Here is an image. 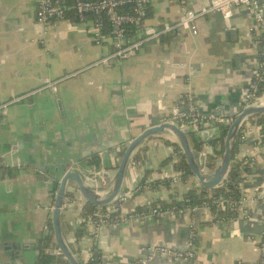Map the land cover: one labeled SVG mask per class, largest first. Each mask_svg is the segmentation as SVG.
Masks as SVG:
<instances>
[{
	"label": "crops",
	"instance_id": "0c3cea01",
	"mask_svg": "<svg viewBox=\"0 0 264 264\" xmlns=\"http://www.w3.org/2000/svg\"><path fill=\"white\" fill-rule=\"evenodd\" d=\"M210 1L152 0L147 23L163 26ZM36 8V0H0V103L64 78L57 91L47 88L12 104L0 125V241L28 246L25 264H38L37 243L49 230L57 190V179L39 178L31 164H50L53 169L69 164L85 177L97 173L103 153L115 164L132 139L159 124L177 98L189 91L206 112L237 114L256 68L259 46L254 39L263 34H250L251 20L239 7L229 23L214 12L197 21V35L178 30L146 42L128 59L88 68L112 52L111 42L96 44L91 22H80L73 9L44 32L36 24ZM260 116L234 159L249 165L239 181L252 197L249 219L240 215L220 221L203 206L187 215L166 212L139 220L114 215L94 234L85 201L63 209L62 217L66 241L81 264L88 261L93 246L102 264H136L148 246L158 244L193 250V264H256L264 232ZM177 146L169 131L139 146L134 153L139 160L133 155L124 179L123 217L133 210L171 206L195 188L199 180L194 174L175 185L168 180L182 156H174ZM94 154L101 157L99 167L90 163ZM139 185L146 188L135 191ZM55 255L48 264H69ZM1 256L0 264H10ZM149 264L180 263L156 257Z\"/></svg>",
	"mask_w": 264,
	"mask_h": 264
},
{
	"label": "built area",
	"instance_id": "2783aa9c",
	"mask_svg": "<svg viewBox=\"0 0 264 264\" xmlns=\"http://www.w3.org/2000/svg\"><path fill=\"white\" fill-rule=\"evenodd\" d=\"M152 0H36V24L48 32L49 26L56 19L66 16L69 9H73L77 19L82 23L92 24V38L94 42L101 45L107 41L112 44V52L100 58L91 67L97 64H108L113 60H125L134 56L141 47L148 41L160 39L164 36L174 34L178 30H189L192 34H198L197 21L204 18L208 14L218 12L226 22H230L236 8L242 7L245 9L247 17L251 20L249 32L253 36L257 30L264 33V0H211L209 4L202 6L198 10L189 9L181 15L177 20L167 23L160 27H152L147 23L148 9ZM135 35V36H134ZM255 38V37H254ZM254 42L259 46L258 58L251 86L245 92L243 98L239 102L240 111L235 114H229L224 111H204L192 91L181 94L173 104L169 112H167L160 120L163 122H172L186 132H194L202 141L198 151L199 165L204 174H210L214 171L208 167L211 156H216L215 148L211 142H206L202 139L200 133L203 129L209 127L229 126L234 122L238 114L245 108L250 106L264 105V92L260 91V83L264 82V45L261 44L259 38H255ZM64 78L48 80L36 90L20 96L12 98L0 103V125L3 123L8 108L28 96L47 89L52 88L54 91L58 89V83ZM256 115L247 117L242 122L238 133L239 143H244L249 139L251 132L256 125ZM159 123V124H160ZM261 147L264 149V132L260 136ZM182 149L175 151L174 156L182 155ZM117 158L121 157V152ZM221 156H217L215 160L216 166L219 164ZM243 168H248L247 161L242 162ZM216 168V167H215ZM97 172V174H99ZM185 176V171L178 169L168 180L175 185L180 183ZM200 181L195 188H202ZM146 188L145 185H139L135 191ZM241 188V196L235 202L221 195L214 200L217 208L224 211L237 213L245 219L250 218V210L248 202L252 201V197L244 192ZM127 199V195L123 194L119 199L111 202L106 206H98L93 213L86 214L88 221L91 222L93 233L107 224H110L114 215L124 220H139L148 215H158L166 212L191 214L199 208L186 204L184 206H167L156 205L150 207L147 211L133 210L131 213L122 216V202ZM86 199L80 194L78 189L73 184H68L67 193L63 209L70 208L73 205L84 203ZM209 207V206H204ZM86 212V210H85ZM218 216V213H215ZM230 218V217H229ZM236 218V217H231ZM220 221L226 217L219 215ZM260 256L256 264H264V232L263 237L259 241ZM62 255L60 249L52 246L49 252ZM142 258L138 259L136 264H149L154 258L162 257L172 259L177 263H187L195 256V252L191 249H179L167 244H158L148 246ZM85 264H102L101 254L96 246L91 248L88 261Z\"/></svg>",
	"mask_w": 264,
	"mask_h": 264
},
{
	"label": "water",
	"instance_id": "95a60500",
	"mask_svg": "<svg viewBox=\"0 0 264 264\" xmlns=\"http://www.w3.org/2000/svg\"><path fill=\"white\" fill-rule=\"evenodd\" d=\"M261 114H264V105L247 107L238 114L225 136V150L222 158L210 174L203 173L199 165L198 151L194 148L188 132L172 122H163L146 128L130 141L119 159L115 157V164H109L108 160L110 161V157L106 153H103L101 155L103 165L99 174L95 172L85 177L79 170L70 168L69 164H66L63 168L56 166L55 169L50 164H31L37 170L39 178L48 180L54 177L57 179L58 183L52 208L51 222L55 243L60 249L62 256L69 264H81L78 256L74 254L66 241L65 232L67 229L63 226L62 220L68 184L75 185L80 194L91 204L96 206L110 204L122 195L128 166L134 153L143 141L153 135L169 131L177 139L192 173L198 178L202 186L214 188L223 181L230 169L233 161L234 143L238 137L242 122L247 117ZM200 135L204 141L211 142L221 138L222 130L220 127H209L203 129ZM25 248L27 249L28 246L4 239L0 241L1 257L8 259V263L10 264H25ZM193 262L192 259L187 263L180 264H193Z\"/></svg>",
	"mask_w": 264,
	"mask_h": 264
},
{
	"label": "trees",
	"instance_id": "16d2710c",
	"mask_svg": "<svg viewBox=\"0 0 264 264\" xmlns=\"http://www.w3.org/2000/svg\"><path fill=\"white\" fill-rule=\"evenodd\" d=\"M71 2V0H69ZM259 41L261 42L262 45H264V33L259 37ZM260 91L264 92V82L260 83ZM260 122L264 121V114H261ZM229 129V126H221L222 130V136L221 138L211 141V144L215 148V154L216 156H211L210 157V162L208 163V167L213 170L216 167L215 160L217 156H221L224 153L225 150V136L227 134V131ZM190 136V139L192 141V144L195 149L199 150L201 147L202 141L200 140V137L194 133V132H189L188 133ZM239 140H237L234 143V148H233V160L236 157V153L239 148ZM178 149H180V146H177ZM135 159L139 160V155L136 153L134 155ZM90 163L96 165L97 167L100 166L101 163V157L99 154H94L90 158ZM178 169H182L185 171V176L193 174L190 166L187 162V159L182 153L180 162L178 164ZM248 168H243L242 167V162H236L235 160L232 161L230 169L227 173V176L223 179V181L216 187L214 188H205L202 187L200 190H197L196 188L190 189L186 194L185 197L183 198L182 201H175V203L171 204L172 205H177V206H184L186 204H189L191 206H196L198 208L203 207V206H209L215 213H218V215L224 216L226 218L229 217H237V213L233 212L232 210L230 211H224L222 209H218L214 200L218 198L219 196L223 195L227 199L232 200V202H235L236 200L239 199L241 196V188H240V177L243 171H247ZM57 183L55 184V190L57 189ZM98 206L87 203L86 205V214L88 213H93ZM49 230L46 234H44L37 243V248L39 250V261L38 264H48L55 260L57 256L55 254H52L49 252V249L52 246H56L55 239H54V234H53V227H52V222L50 220L49 222ZM82 235V230L78 231V236ZM67 262L66 260H63ZM62 262V260H61Z\"/></svg>",
	"mask_w": 264,
	"mask_h": 264
}]
</instances>
